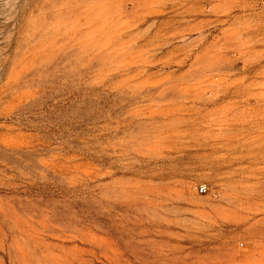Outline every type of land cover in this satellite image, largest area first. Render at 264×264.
<instances>
[{
	"label": "rangeland",
	"instance_id": "1",
	"mask_svg": "<svg viewBox=\"0 0 264 264\" xmlns=\"http://www.w3.org/2000/svg\"><path fill=\"white\" fill-rule=\"evenodd\" d=\"M0 264H264V0H0Z\"/></svg>",
	"mask_w": 264,
	"mask_h": 264
},
{
	"label": "built area",
	"instance_id": "2",
	"mask_svg": "<svg viewBox=\"0 0 264 264\" xmlns=\"http://www.w3.org/2000/svg\"><path fill=\"white\" fill-rule=\"evenodd\" d=\"M200 191H206L207 190V186L205 185V184H202V185H200Z\"/></svg>",
	"mask_w": 264,
	"mask_h": 264
}]
</instances>
